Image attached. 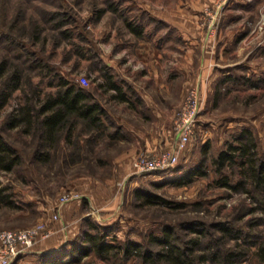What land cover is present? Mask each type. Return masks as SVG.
<instances>
[{"label":"rangeland","instance_id":"1","mask_svg":"<svg viewBox=\"0 0 264 264\" xmlns=\"http://www.w3.org/2000/svg\"><path fill=\"white\" fill-rule=\"evenodd\" d=\"M246 1L248 3L241 11L235 8L239 3L230 0L211 24L215 27L214 37L221 28L223 17L229 18L230 14H234L231 18L236 17L235 22L242 19L241 28L248 36L245 52L249 54L233 69L230 82L222 90L218 87L217 91L219 84L215 82L212 91L205 96V92L192 86L198 88L202 109L206 111L199 114L194 135L186 150L180 154L178 163L196 162L205 143L209 144V156H214L225 141L231 140L232 135L243 126L253 130L259 150L264 151V5L257 13L255 0ZM140 2L0 0V60L6 58L8 62H16L21 74L20 86L12 90L8 100L0 106L1 132L21 156L20 162L9 173L0 172V186H7L6 192L15 202L14 207L0 206V231L30 228L38 223L45 224L51 232L64 227L61 233L56 234V244L63 245L70 233L76 230L75 238L84 221L89 219L112 226L111 233L119 240L131 238L141 241L143 233H157L161 224L179 226L181 222L193 218L208 223L218 219L235 220L241 214L237 222L246 231L255 233V243L244 247L246 253L239 264H261L254 252L264 241L263 206L251 194L217 186L214 172L189 185L149 187L172 204H182L180 206L147 204L135 197V188L175 178L178 174L175 166L161 174H135L132 166L131 169L116 161L124 149L122 145L111 141L107 131L101 132L75 115L68 116L64 130L57 134L58 139L42 145L40 150L46 153V157L40 160L34 157L38 140L33 132L20 133L4 128L6 116L12 109L26 103L38 106V100L56 94L58 79L65 80L68 86H82L102 106L116 112L108 106L107 94L103 96L96 88L101 81L105 82L108 55L119 52V47L124 45L127 20L133 17L135 21H142L149 17L147 11L139 8ZM209 6H203L198 16L199 25L207 37L209 24L204 18V11ZM242 12L244 16H241ZM35 27L39 37L33 41L31 31H35ZM4 34L18 38V47L10 51ZM22 44L25 47L23 51L20 49ZM231 57L233 61L243 58ZM244 62H251L255 67L251 69ZM81 76L87 78L85 85L78 81ZM2 86L0 80V92ZM192 87L186 91L177 111ZM71 124V136L67 139L65 130ZM236 174L237 170L230 175L232 180H236ZM68 192H77L83 197L79 202L65 204L66 208L59 211V198ZM194 202L200 204L195 206ZM250 209L252 212L248 211ZM54 212L57 213V220L50 218ZM253 222L254 229H250L249 224ZM234 242L230 239L225 244L233 247ZM241 243L244 246L242 240ZM74 264L113 263L90 253ZM126 264L138 263L131 259Z\"/></svg>","mask_w":264,"mask_h":264},{"label":"trees","instance_id":"2","mask_svg":"<svg viewBox=\"0 0 264 264\" xmlns=\"http://www.w3.org/2000/svg\"><path fill=\"white\" fill-rule=\"evenodd\" d=\"M126 26L131 27L129 19ZM132 30L138 33L136 27ZM33 31L31 37L34 41L39 37V31L37 27ZM3 38L10 51L18 47V38L6 34ZM20 49L21 51L25 49L23 44ZM0 80L3 84L0 92L1 106L8 100L10 92L20 86L21 74L18 64L2 58ZM105 83H109L107 75H105ZM58 86L56 94L38 100L36 102L38 106L26 103L12 109L4 122V128L15 129L20 133L33 132L34 137L36 135L38 142L34 157L39 160L46 157V153L40 150L42 145L58 139L57 134L64 130L70 115L87 121L103 132V124L98 117L106 113L101 104L82 86H68L62 79H58ZM72 127L73 124L65 130L67 139H70ZM1 131L0 128V172L9 173L20 162L21 156ZM174 169L176 173L178 172L175 178L166 182L143 184L142 187L135 188V197L147 204L180 206L182 204H172L149 187L160 188L166 184L189 185L208 176L212 171L217 177L214 180L217 186L251 194L264 208V151L259 150L255 134L248 127H241L238 133L232 135L231 140L225 141L223 147L214 156H209V144L205 143L200 149L199 159L196 162L184 161L176 164ZM235 170H237V178L232 180L230 175ZM7 189V186H0V206L14 207L15 202L11 194L6 192ZM194 203L195 206L200 204ZM248 211L252 212V209ZM241 217V214L237 215V219ZM237 219H218L208 223L193 218L181 222L179 226L161 224L157 233H143L141 241L131 238L119 240L111 233L112 226H104L87 219L75 238L56 250L40 253L34 264H74L90 253L113 264H118L116 260L126 264L131 259H135L138 264H239L241 257L246 253L244 247L255 243V233H251V230L247 232L238 224ZM254 226L255 223L249 224L250 229H254ZM230 239L235 241L233 247L225 244ZM255 251L259 263L264 264V241L258 244Z\"/></svg>","mask_w":264,"mask_h":264},{"label":"crops","instance_id":"3","mask_svg":"<svg viewBox=\"0 0 264 264\" xmlns=\"http://www.w3.org/2000/svg\"><path fill=\"white\" fill-rule=\"evenodd\" d=\"M234 1L239 3L236 10L241 11L248 3ZM212 3L213 0H141L139 8L147 11L149 17L142 21L129 18L131 27L125 28L124 45L119 47V52L108 55L109 83L101 81L96 89L103 96L107 94L108 106L116 112L101 104L106 114L98 118L109 139L124 147L116 158L122 166L131 168L130 161L138 151L171 148L172 119L186 91L196 86L207 96L216 83L217 90L218 87L222 90L230 82L233 69L249 54L245 52L248 36L241 28L242 19L235 22L236 17L231 18L234 14L223 17L216 36L204 35L198 16L203 6ZM263 5L264 0H255L257 13ZM231 56L243 58L233 61ZM243 64L251 69L255 67L251 62ZM79 196L61 204L59 211L67 203L79 202L83 197ZM64 229L61 227L49 237L38 239L14 264L36 262L40 253L56 250L61 245L56 244V234ZM75 234L73 230L70 237H65V243Z\"/></svg>","mask_w":264,"mask_h":264},{"label":"built area","instance_id":"4","mask_svg":"<svg viewBox=\"0 0 264 264\" xmlns=\"http://www.w3.org/2000/svg\"><path fill=\"white\" fill-rule=\"evenodd\" d=\"M229 1L213 0V3L205 9L204 18L209 24V37L214 34L215 30L211 24L218 19ZM78 81L81 85H85L87 78L81 76ZM201 104L198 88L192 87L172 119L171 129L175 138L173 146L160 151L141 150L131 163L135 174L165 172L178 163L180 154L186 150L191 137L194 135L195 125L202 111ZM79 197L77 192H68L60 196L58 204ZM50 218L57 220V213L54 212ZM50 234L51 231L43 223L25 229L0 231V264H11L19 255L24 254L32 247L40 237H48Z\"/></svg>","mask_w":264,"mask_h":264}]
</instances>
